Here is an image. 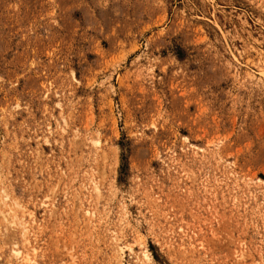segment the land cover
Here are the masks:
<instances>
[{
  "label": "rangeland",
  "instance_id": "obj_1",
  "mask_svg": "<svg viewBox=\"0 0 264 264\" xmlns=\"http://www.w3.org/2000/svg\"><path fill=\"white\" fill-rule=\"evenodd\" d=\"M32 246L264 264V0H0V264Z\"/></svg>",
  "mask_w": 264,
  "mask_h": 264
},
{
  "label": "bare ground",
  "instance_id": "obj_2",
  "mask_svg": "<svg viewBox=\"0 0 264 264\" xmlns=\"http://www.w3.org/2000/svg\"><path fill=\"white\" fill-rule=\"evenodd\" d=\"M200 148V147H199ZM201 151V150H200ZM204 151V150H203ZM95 190L97 192H99V188L98 186H95ZM7 220L10 222V223H13V221L9 220L7 218ZM13 220V219H12ZM23 229H24V232H28V228H27V225L26 223H24L22 225ZM32 250L31 252L29 251V248L27 250H21L19 248H16L15 249V254H16V257L18 259H20L22 261L23 264H35L36 263V258H37V249L35 247H31ZM144 256H146L147 258H150V255L147 253V250L144 249Z\"/></svg>",
  "mask_w": 264,
  "mask_h": 264
}]
</instances>
